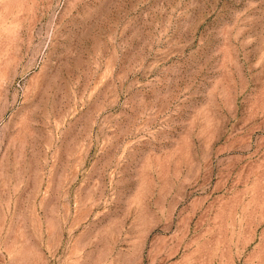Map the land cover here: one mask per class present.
<instances>
[{"label": "rangeland", "instance_id": "374dc122", "mask_svg": "<svg viewBox=\"0 0 264 264\" xmlns=\"http://www.w3.org/2000/svg\"><path fill=\"white\" fill-rule=\"evenodd\" d=\"M0 264H264V0H0Z\"/></svg>", "mask_w": 264, "mask_h": 264}]
</instances>
